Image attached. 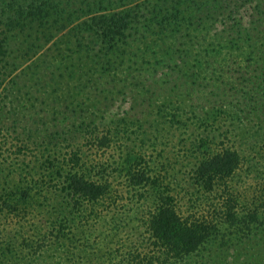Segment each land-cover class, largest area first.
I'll return each mask as SVG.
<instances>
[{
	"label": "trees",
	"instance_id": "obj_1",
	"mask_svg": "<svg viewBox=\"0 0 264 264\" xmlns=\"http://www.w3.org/2000/svg\"><path fill=\"white\" fill-rule=\"evenodd\" d=\"M8 5L7 27H0L4 69L9 65L18 70L21 64L33 61L29 70L45 71L38 50L65 31L63 40L76 55L70 58L72 67H67L66 73L49 70L54 100L43 120L34 121L21 133L28 142L44 147L32 161L33 172L20 165L4 175L7 169L0 163L3 206L16 208L42 194L52 195L59 206L60 219L53 222L59 240L69 239L66 229L80 223L84 207L92 211L111 191L110 184L103 182L105 178L96 179L90 173L79 144L87 141L108 147L138 125L128 111L104 120L121 96H131L135 109H141L137 122L148 123L155 113L162 118L168 114L172 124L186 127L187 123L177 118L191 110L208 127L210 122H220L226 113L222 108L225 103L219 100L202 107L196 94H215L213 91L228 89V85L213 83L222 62L205 50L220 45L228 49V56L237 51L256 62L264 58V27H243L240 21L247 6L262 20L264 0H10ZM218 25L223 26L220 32ZM16 42L28 44L27 49H21V58L14 56ZM256 72L250 77L243 75L239 86L230 87L242 105L230 103L233 108L227 110H232L239 124L255 114L258 128L254 136L264 140V64ZM66 74L70 79L78 76L73 85ZM18 83L13 79L8 90ZM32 116L23 122L38 117ZM160 117L151 124H158ZM6 118L0 104V136L8 131ZM61 142L72 147L67 155L61 153ZM201 142L198 149L202 156L194 168L197 190L213 193L227 188L242 166V155L233 148L209 151L207 140ZM139 159L127 147L122 151L119 172L129 178L135 192H147L141 196L149 206L144 225L161 264L169 260L175 264H264V210L242 213L228 201L211 218H185L169 187L163 188L152 170L137 168Z\"/></svg>",
	"mask_w": 264,
	"mask_h": 264
},
{
	"label": "rangeland",
	"instance_id": "obj_2",
	"mask_svg": "<svg viewBox=\"0 0 264 264\" xmlns=\"http://www.w3.org/2000/svg\"><path fill=\"white\" fill-rule=\"evenodd\" d=\"M9 2L0 1V27L4 29L11 13ZM240 17L243 27H264V9L262 20L254 15L250 6L242 9ZM254 20L258 22L253 24ZM222 27L218 25L216 30L220 32ZM65 33L56 35L50 43L38 50L41 59L37 60L45 64L43 72L28 69L33 61L21 64L18 70L9 65L8 69H4V62H0V104L7 115L5 126L8 128L0 136V163L1 167L7 169L4 175L15 171L20 165H25L27 171L29 168V172H33L32 161L44 151L43 146L28 142L21 133L34 121H42L41 118L47 114L54 100L49 70L60 74L62 70L66 73L67 67H72L69 60L76 55L68 50L72 46L63 40ZM17 44L14 56L21 58V49H27L28 44ZM207 51L222 62L212 77L213 83L218 85L222 81L228 85V89L213 91L215 94L199 92L196 101L202 107H210L219 100L221 103L224 101L222 108L226 113L221 115L220 122H210L206 127L196 118L195 112L187 110L186 114L177 118L187 123L186 127L176 122L172 124L168 114L162 118L157 113L149 117L148 123H140L136 119L139 115L142 117L141 109H135V101L131 96H121L120 100L112 102L113 107H110L104 120H109L112 114L128 111L135 115L134 123L138 125L134 124L128 136L120 135L108 147H98L96 143L87 141L79 144L90 173L96 179L105 178L103 182L110 184L109 195L96 204L92 211L84 207L80 223L66 229V237L69 239L61 240L57 239L58 232L54 229L53 222L59 220L60 216L59 206L52 195L41 197L42 194L39 198L29 199L27 204L21 202L24 204L16 208H6L0 201V264H161L144 225L148 219L149 206L142 197L147 192L143 189H140V193L144 192L142 195L135 192L129 178L119 172L122 168V151L127 147L140 157L137 168L152 170L151 175L160 179L163 188L169 187L185 218H211L216 215L215 210L224 207L228 201H233L237 211L242 213L264 210V140L254 136L258 128L257 117L255 114L247 115L245 121L239 124V120L233 118L232 110H227L233 108L230 103H238L240 98L237 94L233 95L236 90L231 91L230 87L239 86V82H243V75L250 77L256 74L257 67L264 64V58L256 62V59L249 60L240 56L237 51L233 52V57L228 56V49L220 45L210 46L205 53ZM45 72L48 74L41 75ZM16 78L19 83L12 91L8 90L13 87L11 81ZM65 78L73 85L78 76L70 79L66 74ZM67 80L65 88L69 85ZM238 105L241 106V102ZM197 110L200 115L203 114L202 108ZM30 114L32 117L37 114L38 117L32 118V122H23ZM159 117L158 124H151ZM203 138L207 140L209 151L233 148L243 157L242 166L235 177L227 188L222 187L218 192L204 193L201 189L197 190L195 185L194 168L202 156L198 148ZM61 149L62 155H67L72 147L65 142ZM140 162H143L142 166ZM104 170L105 174H100ZM1 189L0 186V193ZM164 264L175 263L169 260Z\"/></svg>",
	"mask_w": 264,
	"mask_h": 264
}]
</instances>
